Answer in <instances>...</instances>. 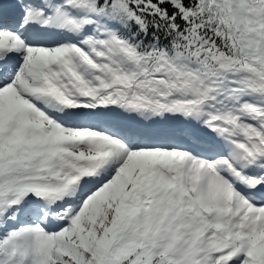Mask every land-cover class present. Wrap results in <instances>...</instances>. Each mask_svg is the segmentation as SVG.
<instances>
[{
	"label": "snow or ice",
	"instance_id": "6c2138e0",
	"mask_svg": "<svg viewBox=\"0 0 264 264\" xmlns=\"http://www.w3.org/2000/svg\"><path fill=\"white\" fill-rule=\"evenodd\" d=\"M0 264H264V0H0Z\"/></svg>",
	"mask_w": 264,
	"mask_h": 264
}]
</instances>
